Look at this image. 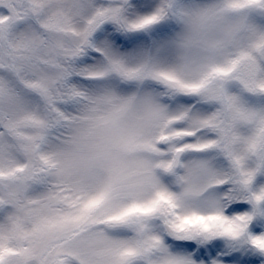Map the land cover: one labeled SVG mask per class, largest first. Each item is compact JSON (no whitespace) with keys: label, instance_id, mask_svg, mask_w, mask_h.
<instances>
[{"label":"snow or ice","instance_id":"obj_1","mask_svg":"<svg viewBox=\"0 0 264 264\" xmlns=\"http://www.w3.org/2000/svg\"><path fill=\"white\" fill-rule=\"evenodd\" d=\"M173 15L203 55L154 54ZM246 96L264 97V0H0V264H264Z\"/></svg>","mask_w":264,"mask_h":264},{"label":"rangeland","instance_id":"obj_2","mask_svg":"<svg viewBox=\"0 0 264 264\" xmlns=\"http://www.w3.org/2000/svg\"><path fill=\"white\" fill-rule=\"evenodd\" d=\"M220 0H175V9L177 12L199 10L202 8L212 7L217 5ZM171 22L165 24L170 29L168 39L163 42L162 45L155 49V55L163 56L170 60L172 63L180 64L185 60V56L181 53L178 46L180 38L184 35V22L179 15H173L170 17ZM88 85H85L87 87ZM244 103L254 110H264V97L262 96H246L244 97ZM211 159L214 162V166L217 171H224L228 165L226 158L222 153L210 154ZM174 182V181H173ZM218 191H213L212 195H222Z\"/></svg>","mask_w":264,"mask_h":264},{"label":"clouds","instance_id":"obj_3","mask_svg":"<svg viewBox=\"0 0 264 264\" xmlns=\"http://www.w3.org/2000/svg\"><path fill=\"white\" fill-rule=\"evenodd\" d=\"M196 30V24L193 23H189V24H185L184 26V34H190L195 32ZM180 48V47H179ZM181 53L188 58L191 59H195L197 57H199L200 55H203V52L201 51V49L199 48V46L197 45H193L190 48H180Z\"/></svg>","mask_w":264,"mask_h":264}]
</instances>
